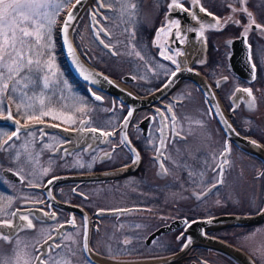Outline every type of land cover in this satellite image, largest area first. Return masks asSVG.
Segmentation results:
<instances>
[{
	"label": "flooded vegetation",
	"instance_id": "1",
	"mask_svg": "<svg viewBox=\"0 0 264 264\" xmlns=\"http://www.w3.org/2000/svg\"><path fill=\"white\" fill-rule=\"evenodd\" d=\"M144 1L139 9L138 22L130 25L135 54H119L124 48L119 40L122 35L114 37L111 20L106 16L111 7L103 0H91L72 31L79 55L94 69L117 80L139 98H146L162 88L183 60L191 69L204 75L216 89L227 113L233 108V102L236 104L230 117L235 129L264 145L263 140L252 132L256 128V119L249 111L264 103V32L253 27L245 31L253 21L264 25V6L254 1L249 8L251 18L239 12L237 28L224 30L215 28L220 16L218 12L222 10L213 0H207L208 4L198 2L199 7L203 6L216 18L213 22L203 16L193 0H180L188 11L169 10L168 4L172 0H153L147 5ZM85 18L93 47L82 43L80 32ZM121 25L125 26V23ZM177 32L181 33L179 40ZM224 35L229 37L221 43L220 38ZM241 37L249 47L252 64L257 65L253 82L232 72L228 63L229 54H245L242 50L234 53L230 50V42ZM100 40L109 47L105 48ZM198 44L203 46V52L193 54V45ZM168 48L172 51H167ZM102 51L104 54H100ZM161 51L171 55L177 64L165 60ZM59 63L53 76L56 81L48 90L43 91L39 84L44 71L37 72L36 83L29 87L32 90L35 86L43 97L49 99L46 104L38 106V112L43 109L53 113L38 115V120L21 118V113L6 103L4 114L10 109L13 119L22 125L51 123L75 133L66 137L38 125L20 131L18 137L7 145L4 144L7 135H0V221L9 220L11 213L17 212L16 216L27 215L33 223V228L26 226L8 240L0 236V252L14 262L19 244V251L27 246L30 255L24 259L30 260V264H39L36 257L43 258L45 264H50V258L57 264H92L84 252L86 243L98 257L116 263L163 260L162 264H236L216 249L187 245V234L191 223L197 220L260 211L264 203V166L256 156L232 143L227 164L223 165L220 154L225 148L226 137L198 87L190 79L181 78L172 89L131 109L115 96L88 87L73 75L61 47ZM249 87L252 96L243 91ZM237 89L241 90L234 96ZM93 93L101 99L95 100ZM200 106L209 115L205 124L208 121L213 124L206 126L205 146L201 153L194 155L190 113ZM19 108L23 112L28 109L25 104ZM129 111H132V117L125 128L124 117ZM93 127L98 129L97 132H111L113 135L107 137L93 133ZM15 129V125L0 124V130H5L8 135ZM122 136L127 137L133 152L121 145ZM221 144L222 150L214 162L213 151ZM233 152L253 162L259 161L260 165L231 164ZM106 153L111 154V159ZM137 156L138 162L133 163ZM45 168L49 169L46 176L42 175ZM5 170L15 176L9 177ZM81 175L105 177L73 179ZM53 177L68 179L55 180L49 186L47 180ZM226 183L235 188L239 199L250 197L249 200L254 201L257 189L261 202L259 208L226 212ZM242 185L249 186L248 191L247 188L242 190ZM52 213H55V219L49 218ZM263 225L264 222L251 227L210 228L204 233L241 248L238 231ZM155 233L157 235L151 237ZM181 234L183 238L178 240Z\"/></svg>",
	"mask_w": 264,
	"mask_h": 264
},
{
	"label": "water",
	"instance_id": "2",
	"mask_svg": "<svg viewBox=\"0 0 264 264\" xmlns=\"http://www.w3.org/2000/svg\"><path fill=\"white\" fill-rule=\"evenodd\" d=\"M91 0H83V2L75 9V18L72 20L68 31H67V41L71 44L73 52H68V45L64 42V34L62 32L64 21L68 16V13L73 11V5L76 4V0H74L68 10L65 13V16L62 20L59 29V40H60V47L62 54L64 56L66 65L68 69L71 71L73 75H75L79 80L84 82L88 87L93 86L102 91H105L116 98H118L123 103L127 104L131 109H134L140 105H142L145 101H150L151 99L157 97L161 93L172 89L176 83L181 78H188L190 79L201 91L205 102L207 103L210 113L216 119L219 127L221 128L222 132L226 137L225 148L220 154V159L223 160V165L227 164V158L230 153V143L234 144L236 147L244 150L245 152L256 156L264 166V145L255 138L245 137L241 135L235 127L232 125L230 121V117L233 115V111L236 109V104L233 102V108L230 110L229 113L226 112L223 105L221 104L216 89L212 87L209 81L206 79L204 75L200 72L193 70L189 67L185 61H181V66L179 67V71L176 73V76H171L168 82L165 85H169L165 87V85L160 88L158 91L154 92L150 96L146 98H139L126 87L122 86L117 80H114L96 69H94L87 61H85L78 53L72 37V31L75 22L77 21L78 17L84 10V8L89 5ZM197 9L200 8L197 3ZM195 7V6H194ZM195 11V10H194ZM197 13V12H196ZM205 18H210L212 22L216 19L214 16L208 14L207 12L202 13ZM202 16V15H201ZM200 16V18H201ZM202 16V18H203ZM204 19V18H203ZM213 19V20H212ZM253 28L255 26L253 25ZM230 50L234 53L237 51H244L245 54H229L228 56V63L229 66L236 75L240 77H245L249 82H253V72H252V62L250 59L249 47L245 44L243 37L233 39L230 42ZM193 54H199V52H203L202 45H193L192 48ZM78 62V63H77ZM88 75L89 81H85L83 76ZM126 79V78H124ZM95 80V83L91 81ZM110 82V83H109ZM241 89H237L234 93V96L240 92ZM233 96V97H234ZM232 97V99H233ZM10 109L7 110V113L0 116V124H10L17 126V122L15 119L8 120L6 119L8 112ZM21 131L28 130L32 127L41 125L48 131H56L63 136L70 137L74 134V131H70L65 129L61 126L51 124V123H40V124H29V125H22L18 122ZM230 126V127H229ZM96 134H100L101 132H95ZM255 141V143H252ZM226 161V162H225ZM4 173L9 177L15 176L12 172L5 170ZM98 177H105L104 175H81L75 176L73 179H81V180H93L99 179ZM18 179V178H16ZM68 179L67 177H59L56 181H64ZM217 185V184H216ZM214 185V186H216ZM214 187L211 186L205 194L211 191ZM12 225L16 227V230L13 231V228L6 226L3 221H0V236L7 235L8 237L13 236L17 233V231L26 228L27 221L21 220L19 216H12L9 220ZM264 222V203L263 207L260 211L254 214H224L220 216L205 218L201 220L194 221L191 223L189 227V231L187 234V245H201L205 247H209L212 249H216L227 256H229L236 264H257L255 260L243 249L222 241L220 239H216L214 237H210L204 233L205 229L210 228H228V227H251L257 224ZM157 233L153 234L151 237H154ZM84 252L87 259L92 264H162L164 263L163 260H151V261H143L139 263H116L110 262L105 259L98 257L96 254L91 252L88 247ZM166 262V261H165Z\"/></svg>",
	"mask_w": 264,
	"mask_h": 264
},
{
	"label": "rangeland",
	"instance_id": "3",
	"mask_svg": "<svg viewBox=\"0 0 264 264\" xmlns=\"http://www.w3.org/2000/svg\"><path fill=\"white\" fill-rule=\"evenodd\" d=\"M74 0H68V2H65V0H44L45 6H42L37 11L39 15L36 17L38 22L46 23V17L51 18L54 20L53 25V32H52V42L51 46L48 49V53L46 56H40L37 55L35 52H32L31 54L28 53L27 50H25L24 53V62H27V59L31 58L33 60V63L35 65L36 61L41 62L42 69L41 71H44L46 74H42V82L41 89L43 91H46L49 89L50 85L55 82V78L51 75V72L46 67L47 63H52L54 65V71L59 68V60H60V40H59V29L60 25L62 23V20L65 16L66 11L70 7L71 3ZM203 4H206L207 0H201ZM207 1V2H206ZM214 2H217L219 5V8H221L222 12L220 13V16L217 19L216 27L217 29H224L227 30L228 28L231 30V28H237V19L240 18V14H244L245 17L248 16V12L251 3L260 2V0H213ZM104 4L111 7V11L106 13V16L108 19L111 20L112 26H113V34L115 36L122 37L119 38V40H122L120 42L122 44V52L119 54H135L132 46V32L133 28L130 27V25L134 22L136 24L138 22L139 17V9L142 5L143 0H103ZM153 0H145L144 4L152 3ZM261 3V2H260ZM208 4V3H207ZM148 6H145L147 8ZM144 8V9H145ZM245 9L247 11H245ZM86 19V18H85ZM82 22L81 26V36H82V43L86 44L90 47H93V40L91 39L89 29H88V21L87 19ZM260 19V18H259ZM216 20V19H215ZM122 22L125 23V26L121 25ZM229 37L225 36L220 38L221 43L225 38ZM115 39V38H114ZM113 39V40H114ZM116 41V40H115ZM120 46V45H119ZM100 54H104L103 51L100 52ZM59 56V57H58ZM26 71V70H25ZM6 73V70H5ZM23 75V73H22ZM48 75L50 76V79L48 80L49 87H44V77ZM15 81H19V83L15 84V87L17 89L16 92H12L11 89L14 85ZM7 82L9 84V89L4 91L2 90L3 83ZM31 83H28L26 85L25 81L21 78L20 75H14L12 80H0V115L4 114L6 112V103L10 105V108L13 109L15 112L21 113V118H29V116L35 115L38 116L40 113L37 109H40L41 101H43V104H46L49 99L42 96V92L38 91V89L33 86L32 90L29 89L31 87ZM232 87H235V85H232ZM31 90V91H30ZM71 103V101L69 102ZM21 104L32 105L31 108H28L23 112L20 111ZM252 114L251 116L256 119V128L253 129V133L256 134L258 137H260L263 140L264 143V103L261 102L257 108H253V110H249ZM248 111V112H249ZM23 112V113H22ZM49 113H53L49 111ZM241 111L239 112L240 115ZM248 114V113H247ZM51 115V114H50ZM57 117H61V115L54 114ZM190 116L192 117V149L193 154L196 155L198 153H201V149L205 146L204 141V135L207 133L206 126H210L213 124L212 121H208L207 125L205 124V120L209 117L207 110L204 107L194 108L191 110ZM5 131V130H0ZM190 132V131H189ZM217 133V132H215ZM222 150V144L213 151V161H217V156ZM232 154V157L230 158L231 164H256L260 165L259 161L253 162L249 160L247 157L243 156L240 153ZM240 161V162H239ZM239 162V163H238ZM225 191H226V199L224 203V210L232 211V212H245V211H251V210H257L259 208V204L261 205L260 200L258 199V190L255 189L256 192V198L254 201L241 197L240 199L237 198L235 195V188L232 187V185L226 183L224 185ZM242 190H245L248 187L245 185L240 186ZM237 190V189H236ZM246 191V192H247ZM246 200V201H245ZM2 217V216H0ZM239 232V241L242 246H240L242 249H244L248 254L253 256L260 264H264V225L259 228H253V229H246V230H240Z\"/></svg>",
	"mask_w": 264,
	"mask_h": 264
},
{
	"label": "snow or ice",
	"instance_id": "4",
	"mask_svg": "<svg viewBox=\"0 0 264 264\" xmlns=\"http://www.w3.org/2000/svg\"><path fill=\"white\" fill-rule=\"evenodd\" d=\"M65 2H68V0H65ZM83 2V0H76V4L73 5V11L68 13L67 18L64 21L62 32L64 34V42L68 45V52L72 53L73 49L71 44L67 41V31L72 23V20L75 18V9ZM199 0H193V4H197ZM261 5L264 6V0H260ZM42 6H45L44 0H0V80H12L14 75H20L21 78L25 81L26 85L28 83L35 84L36 83V74L37 72L43 70L41 66V62L38 60L36 61L35 65L33 63V60L31 58L27 59V62H24V53L25 50L28 51L29 54L32 52H35L37 55L40 56H46L48 53V49L51 46V42L53 39L52 32H53V25L54 20L51 18L46 17V23L38 22L36 17L39 15L38 9ZM100 6V5H98ZM173 8L180 9L181 11H188V9L184 8L183 3L180 2V0H172L171 3L168 4V9L172 10ZM201 12H206V9L201 6L200 7ZM245 11H247L245 9ZM193 19L196 18L195 13L192 14ZM249 18L252 17V13L248 12ZM173 24H177V21H172ZM238 23V22H237ZM253 25L255 28L260 29L262 32H264V25L261 24H255L253 21L252 24L249 25L248 28L245 29V31H249L252 29ZM201 28H203V25H201ZM103 31V30H101ZM159 34V32L157 33ZM202 34V33H198ZM181 37V33H176V38L179 40ZM101 44H104L105 48H108L109 45L104 43V40H100ZM167 51L171 52L172 49L168 48ZM116 53L113 52V55ZM137 56L140 55L139 52L136 53ZM160 55L165 60H170L173 64H177V61L173 59L171 55H165L164 51L160 52ZM252 57L250 56V59ZM78 63V62H77ZM46 67L51 72L52 76H55L56 73L53 70L54 65L52 63H47ZM257 65L253 63L252 65V72H253V79H255V73H256ZM6 70V73H5ZM26 70V71H25ZM179 66H177L176 70L172 72V76L175 77L176 73L179 71ZM23 73V75H22ZM85 81H89V76L84 75L83 76ZM50 79V76L46 75L44 77V87L48 88V80ZM92 83H95V80L91 81ZM19 83V81H15L14 85L11 89L12 92H16L17 89L15 87V84ZM110 83V82H109ZM169 85H165V87H168ZM220 85L217 84V87ZM9 89V84L7 82L3 83L2 90L6 91ZM244 92H246L249 96H252V89L244 88ZM95 95V93H93ZM101 99L100 96L95 95V100L99 101ZM41 104L43 105V101H41ZM251 106V105H250ZM28 108H31L32 105H27ZM80 111H83V109H79ZM49 112L44 111L43 109L40 110V115H48ZM132 117V111H129L127 116L124 117V125L123 127L128 126V122L130 121ZM6 119L11 120L12 114L9 111ZM29 119H35L38 120L39 116H29ZM74 122V121H73ZM82 123H84L82 121ZM230 127V126H229ZM21 131V128L17 122V126L15 131L11 132V135H8L6 131H0V135H7V140L4 141V144L7 145L9 141H12L14 137H18V133ZM43 131V130H41ZM98 129L93 127L91 128V132L95 133ZM29 134L31 132L29 131ZM102 136L110 137L113 135L111 132H104L101 131L100 133ZM121 145H124L128 148L129 152H133L134 149L131 148L130 143L127 140L126 136L121 137L120 141ZM163 143V141H162ZM252 143H255V141H252ZM159 151V150H157ZM106 156L111 159V154L106 153ZM139 157L137 156L136 159L133 160V163L138 162ZM226 162V161H225ZM83 166V165H81ZM163 167V165H161ZM49 169L45 168L43 170L42 175L46 176L48 174ZM223 171V168L221 166V172ZM57 179V177H53L52 179L47 180V184L50 186L54 183V181ZM215 187V186H213ZM200 197L198 196L197 199ZM18 213L13 212L11 213L12 216H16ZM19 218L21 220L27 221V228L31 229L33 228V223L29 219L27 215H20ZM50 219H55V213L50 214ZM86 221V218H85ZM6 226L13 228V231L16 230V227L11 224L9 221H3ZM185 223H188L185 221ZM4 240H8V236L4 235L2 237ZM183 238V234H181L180 237H177L178 240ZM87 240V230L85 227V241ZM59 245H57L58 247ZM25 246V250L19 251V244H17L18 253L17 258L13 262L5 257V254L3 252H0V264H21V261L23 260V264H30V260L24 259V257H28L30 254L27 253ZM51 247V246H50ZM187 247V245H185ZM85 250H87V245L85 243ZM35 259L38 260L39 264H45L43 258L36 257ZM50 264H57L56 261L51 260L50 258Z\"/></svg>",
	"mask_w": 264,
	"mask_h": 264
}]
</instances>
